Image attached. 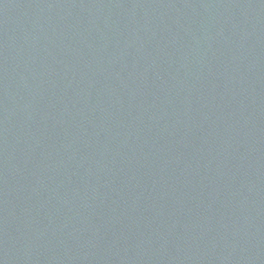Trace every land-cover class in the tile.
Instances as JSON below:
<instances>
[{"label": "water", "instance_id": "obj_1", "mask_svg": "<svg viewBox=\"0 0 264 264\" xmlns=\"http://www.w3.org/2000/svg\"><path fill=\"white\" fill-rule=\"evenodd\" d=\"M0 264H264V0H0Z\"/></svg>", "mask_w": 264, "mask_h": 264}]
</instances>
